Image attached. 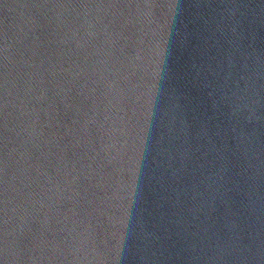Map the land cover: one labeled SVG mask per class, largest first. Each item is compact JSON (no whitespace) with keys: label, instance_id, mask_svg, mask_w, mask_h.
<instances>
[{"label":"water","instance_id":"obj_1","mask_svg":"<svg viewBox=\"0 0 264 264\" xmlns=\"http://www.w3.org/2000/svg\"><path fill=\"white\" fill-rule=\"evenodd\" d=\"M0 264H264V0H0Z\"/></svg>","mask_w":264,"mask_h":264}]
</instances>
